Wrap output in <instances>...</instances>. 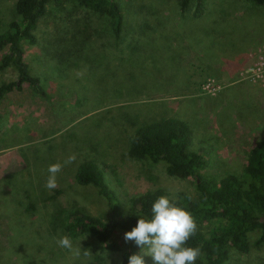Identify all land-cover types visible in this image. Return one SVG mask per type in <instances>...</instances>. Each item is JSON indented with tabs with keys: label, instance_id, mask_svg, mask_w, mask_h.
<instances>
[{
	"label": "rangeland",
	"instance_id": "374dc122",
	"mask_svg": "<svg viewBox=\"0 0 264 264\" xmlns=\"http://www.w3.org/2000/svg\"><path fill=\"white\" fill-rule=\"evenodd\" d=\"M117 1L122 30L110 38L96 36L105 26L104 19L89 7L78 0L62 4L51 0L38 21L36 43L24 44L31 74L40 78L43 93L23 83L0 104V175L7 173L0 188L8 185L17 194L26 187L38 188L31 199L37 203L27 202L24 208L30 218L39 214L45 219L49 214L56 222L53 240L38 242V250L50 254V264H117L127 243L121 229L113 234L120 246L117 251L104 249L87 235L72 238L62 230V221L72 209L105 220L111 217L108 200L99 189L75 181L74 171L84 161L93 160L105 170L125 215L131 199L148 190L161 188L171 198L181 192L196 196L195 179L170 176L164 161L153 163L129 155L136 125L154 114L187 121L192 129L188 151L203 154L208 166L202 172L217 179L241 174L248 151L264 137V84L242 75L264 52V8L248 1L247 7L238 8L226 20L198 16L185 22L177 0ZM227 2L234 10L237 0ZM13 3L0 0V30L17 18ZM6 52L7 48L0 52V60ZM249 56L252 63L235 78L237 82L226 84L216 75H233ZM17 79L13 66L0 71V84ZM106 116L122 124L116 126V134L90 126ZM72 154L75 161L65 164ZM57 162L63 167L57 186L50 190L45 187L48 167ZM2 229L7 231L4 224ZM64 235L81 252L87 249L90 257L81 254L72 262L71 252L57 244ZM256 237L253 233L252 241ZM0 240H4L1 235ZM144 259L153 264L150 256ZM226 264H264V244L249 252L232 249Z\"/></svg>",
	"mask_w": 264,
	"mask_h": 264
},
{
	"label": "trees",
	"instance_id": "16d2710c",
	"mask_svg": "<svg viewBox=\"0 0 264 264\" xmlns=\"http://www.w3.org/2000/svg\"><path fill=\"white\" fill-rule=\"evenodd\" d=\"M50 1L14 0L17 18L10 20L6 27L0 30V52L7 48L0 60V71L13 66L18 71V79L0 84V104L9 92L15 87L21 88L23 83H29L37 92L43 93L40 78L31 74L25 58L24 44L36 43L35 30L39 19L46 14ZM54 1L62 4L65 0ZM78 1L104 19L105 26L101 28V32H95L96 36L118 37L122 30L123 14L117 0ZM177 1L183 12L182 19L186 18L185 22L188 21L187 18L196 19L198 16H206L214 21L226 20L228 16L233 17L238 8L247 7L248 1L253 6L264 8V0H237L234 10L231 6L228 7L227 0H215L217 2L214 8L210 7L213 0ZM223 6L227 7V10ZM175 36L170 38L175 40ZM248 61L238 66L233 75L227 73V76L235 77L238 70L246 66ZM153 116L138 125L134 124L136 127L131 134L128 153L135 159H146L153 163L166 162V171L170 176L195 179L196 196L181 192L172 198L186 207L196 220V233L187 241V246L201 250L195 264H226L232 249L249 252L252 247L264 244V138L256 141L248 151L247 164L241 174L229 173L217 179L202 172L208 166V160L203 154L188 151L192 129L187 121L174 116ZM95 121L96 119L90 126L98 125L106 134H116V126L122 125L113 123L111 116L100 117ZM104 171L98 163L88 160L76 167L74 177L75 181L82 185L96 186L106 197L111 209L110 219L105 220L103 216L72 209L62 221L61 227L72 238L87 235L104 249L117 251L120 246L114 239L115 230L130 231L137 224L139 217L151 218L153 202L160 195L167 194L163 189L157 188L134 196L131 199L130 211L125 215L118 195L106 181ZM6 174L0 175V186L3 185L1 183L7 177ZM39 188L42 190V187ZM37 189L26 187L17 194L8 185L0 188V235L4 238L3 241L0 240V264H18V261L25 264H50V254L38 250V242L53 240V225L56 222L53 223V216L49 214L45 219L39 214L30 218L24 208V204L31 201ZM2 190L8 191V194H4ZM31 202L37 203L35 200ZM3 224L7 227L6 232L2 229ZM48 226L51 228L48 229ZM25 232L30 234L26 235ZM253 233H256L257 237L252 241ZM29 240L34 243L32 253L27 251ZM49 250L53 252V247ZM140 252V246L134 241H128L120 249L117 264H128L129 257ZM72 262H77L76 258Z\"/></svg>",
	"mask_w": 264,
	"mask_h": 264
},
{
	"label": "clouds",
	"instance_id": "9594fccd",
	"mask_svg": "<svg viewBox=\"0 0 264 264\" xmlns=\"http://www.w3.org/2000/svg\"><path fill=\"white\" fill-rule=\"evenodd\" d=\"M75 159L72 154L64 163H72ZM62 167L59 162L49 165L46 188L51 190L57 186V174ZM151 213V218L139 217L137 224L124 234L126 242L134 241L142 249L141 253L129 257L128 264H146L144 256H150L153 264H195L201 250L187 246L197 230L192 213L168 195H160L153 202ZM57 244L68 249L75 258L81 254L86 258L91 255L87 249L81 252V248L74 247L68 235L60 237Z\"/></svg>",
	"mask_w": 264,
	"mask_h": 264
},
{
	"label": "built area",
	"instance_id": "2783aa9c",
	"mask_svg": "<svg viewBox=\"0 0 264 264\" xmlns=\"http://www.w3.org/2000/svg\"><path fill=\"white\" fill-rule=\"evenodd\" d=\"M251 58L253 59V56ZM242 75H245L246 79L264 84V52L257 55L255 63L242 72Z\"/></svg>",
	"mask_w": 264,
	"mask_h": 264
},
{
	"label": "crops",
	"instance_id": "0c3cea01",
	"mask_svg": "<svg viewBox=\"0 0 264 264\" xmlns=\"http://www.w3.org/2000/svg\"><path fill=\"white\" fill-rule=\"evenodd\" d=\"M250 57V56H249ZM250 60L252 61V58H250ZM248 61V64L246 65V66H243V67H241L239 70H238V72L236 73V75H235V77H233V78H230V77H228L227 76V73H225V72H223L222 74L221 73H217L216 75L218 76V77H220L221 79H223L224 81H226L227 83L226 84H229V83H232V82H237V80H235V78H237L238 79V77H239V73L241 72V71H243L248 65H250V63H252L251 61ZM233 79V80H232ZM232 80V81H231ZM254 84V83H253ZM257 85V84H256ZM1 112V111H0ZM262 138H264V137H262Z\"/></svg>",
	"mask_w": 264,
	"mask_h": 264
}]
</instances>
